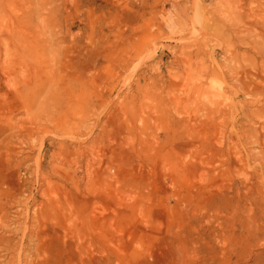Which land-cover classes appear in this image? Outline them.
<instances>
[{
	"label": "rangeland",
	"instance_id": "1",
	"mask_svg": "<svg viewBox=\"0 0 264 264\" xmlns=\"http://www.w3.org/2000/svg\"><path fill=\"white\" fill-rule=\"evenodd\" d=\"M0 39L25 264H264V0H0Z\"/></svg>",
	"mask_w": 264,
	"mask_h": 264
},
{
	"label": "bare ground",
	"instance_id": "2",
	"mask_svg": "<svg viewBox=\"0 0 264 264\" xmlns=\"http://www.w3.org/2000/svg\"><path fill=\"white\" fill-rule=\"evenodd\" d=\"M161 33V32H160ZM7 38V37H4ZM2 40V39H0ZM10 50L8 44L5 40L0 42V68L2 75L7 74V64L9 63ZM30 85L27 86V89ZM48 94V93H47ZM32 95H37L32 93ZM55 98V94H52ZM55 104L46 101L45 98L41 100L38 104L37 109L42 114L46 113L47 106ZM48 118L46 121H39L37 124V129L40 130L44 123H48L55 128V118ZM49 117V116H48ZM83 123V122H80ZM84 124V123H83ZM65 127V126H63ZM77 127V124H72L71 128ZM40 128V129H39ZM0 136H2L1 146L6 148L7 142L5 140V129H0ZM82 144L79 143L74 145L73 151L75 153L79 152ZM8 162V152L5 150H0V264H25V236H24V219H25V201L23 199L24 180L20 176L16 178H11V172L7 170ZM55 168L50 167L48 172H52ZM39 172V165L37 167V173ZM44 180L45 178L41 176ZM12 179H15L13 186ZM14 210V212H12Z\"/></svg>",
	"mask_w": 264,
	"mask_h": 264
}]
</instances>
